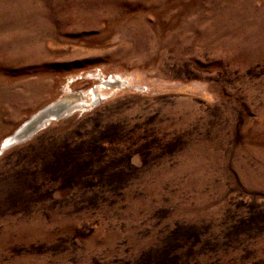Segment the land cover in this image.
<instances>
[{"label": "rangeland", "instance_id": "1", "mask_svg": "<svg viewBox=\"0 0 264 264\" xmlns=\"http://www.w3.org/2000/svg\"><path fill=\"white\" fill-rule=\"evenodd\" d=\"M62 99L0 264H264V0H0V142Z\"/></svg>", "mask_w": 264, "mask_h": 264}, {"label": "bare ground", "instance_id": "2", "mask_svg": "<svg viewBox=\"0 0 264 264\" xmlns=\"http://www.w3.org/2000/svg\"><path fill=\"white\" fill-rule=\"evenodd\" d=\"M112 81H113V79H112ZM69 103L70 102L68 101V99H62L59 101H54V102L50 103L49 105L45 106L43 109H41L39 112L35 113L32 116V117H35V119H33L32 121L26 120L24 124L22 123L18 127V129L16 128L15 132L5 136L0 142V151H1V149L10 145L13 139L26 136L28 133L30 134V132L37 130L38 127L44 125L50 119H53V118H48L49 116L52 117L54 115H62L63 114L62 112L70 106ZM77 106L78 105H76V107ZM42 111H45V112L42 113ZM14 143H12V144H14Z\"/></svg>", "mask_w": 264, "mask_h": 264}, {"label": "water", "instance_id": "3", "mask_svg": "<svg viewBox=\"0 0 264 264\" xmlns=\"http://www.w3.org/2000/svg\"><path fill=\"white\" fill-rule=\"evenodd\" d=\"M45 111H42V113H44ZM61 115H54V116H49L48 118H57V117H60ZM33 119H35V117H32L31 119H29V121H32ZM35 131H37V130H34V131H32V132H30V134L28 133L26 136H23V137H21V138H15V139H13L12 140V142H11V144L12 143H16L17 141H19V140H21V139H24V138H26V137H28V136H30L31 134H33ZM4 149V148H3Z\"/></svg>", "mask_w": 264, "mask_h": 264}]
</instances>
